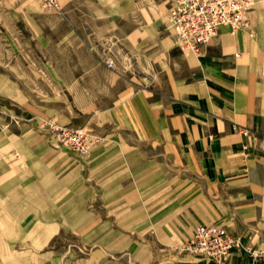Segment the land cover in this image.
<instances>
[{"label": "crops", "instance_id": "1", "mask_svg": "<svg viewBox=\"0 0 264 264\" xmlns=\"http://www.w3.org/2000/svg\"><path fill=\"white\" fill-rule=\"evenodd\" d=\"M253 1L249 31L223 28L195 57L168 29L175 0H59V14L33 0H0L13 54H32L34 39L43 44L49 19L63 34L55 66L9 69L68 72L54 76L67 88L56 108L32 106L20 83L0 74V97L22 110L9 116L87 126L100 139L83 159L32 125L0 134V246H44L60 230L82 229L88 212L105 216L104 246L121 248L122 263L136 255L138 264H214L171 251L199 226L264 246V0ZM109 57L113 70L102 61ZM130 246L137 254L125 253ZM221 264L264 258L233 249Z\"/></svg>", "mask_w": 264, "mask_h": 264}, {"label": "rangeland", "instance_id": "2", "mask_svg": "<svg viewBox=\"0 0 264 264\" xmlns=\"http://www.w3.org/2000/svg\"><path fill=\"white\" fill-rule=\"evenodd\" d=\"M33 1H35L40 7V9L46 13L59 14L61 11V6L58 12H53L44 9L37 0H33ZM49 20L51 23H50V30L47 34L48 39H46V41L43 42V44H41L39 40H35V39L32 40L30 46L33 48V52L32 54L28 52L26 55L25 54L17 55L12 53L13 48L15 49V45L17 46V44L13 39L10 40L9 31L3 27H0V74L7 76L11 74L13 77L12 78L13 81L20 83L18 88L22 91V93H26V94L28 93L33 97L32 106L41 107V108L42 107L56 108L57 100H58L56 96L58 94L62 95L63 93H67L66 92L67 88L59 87L56 84V80L54 76L58 73L67 74L68 72H62V71L58 72L56 70L52 71L51 69H49V71H45V70L14 71L9 69V66L10 65L13 67L15 65L21 66V64H26V63H33L34 65H37L42 62H48L50 65L55 66L54 64L58 61L59 58H61L60 60L64 58V56L62 55L59 56L57 54V40L59 38V35H63V34L58 33L56 22L52 21V19ZM41 46L45 48L46 50L44 51L45 53L44 52L41 53L40 51V49L42 48ZM180 51L186 54H190L182 51L181 49ZM70 57H72V55H70ZM102 61L108 69L113 70L116 68V62L112 58L110 57L102 58ZM65 105L68 108H70L72 104L68 103L65 100ZM36 109L39 110L38 108ZM11 111L13 112V114L20 116L22 110L19 106L10 104L7 100H3L2 97H0V134H7L8 127L10 124L14 126H19L21 124L32 125V127H34L35 132L39 136L43 137L47 143L55 145L60 151L64 152L69 156H73L76 158H83V159L90 158L91 146L100 141L99 137L95 134V132L87 126H84L82 128H74L71 126L64 125L61 122H57L50 117L36 118L33 123L29 124V121L26 118H22V116H21V120L17 119V117H14V115L9 116ZM51 124L66 126L72 129H84L89 136V140L91 141L89 153L85 155L84 154L81 155L77 152L70 150L63 143L56 141L51 136L50 133L49 126ZM0 142H2V140H0ZM14 157L16 159H19V154L16 153ZM80 218H81V222L79 224L82 227V229L60 230L56 232V235L52 236L48 241V244L44 246H40V245L37 246L16 245L11 247L0 246V264H138L137 261H133V259L137 260L138 257L134 255L137 254L138 251L136 246H130L128 248H124L125 253H128L131 256L134 255L133 256L134 258L132 259L130 258L128 262L124 261L123 263L120 262L121 248L109 247L108 249H106V247L104 246L105 236H106V232L104 230V226H105L104 215H99V214L95 215V214H90V212H88L86 214H83V216H80ZM71 225L74 226V224ZM77 226L78 224L76 223V227ZM35 239L36 238L34 236V241ZM238 241L240 242V240ZM129 242L135 243L136 240ZM181 244L172 247L171 251L178 256H192L185 253L177 252L176 248L179 247ZM246 248L251 249L250 251L254 250L250 247L243 246L241 242L239 247L234 249H240L242 250V252L249 254L253 258H264V257H255L251 255L250 252L246 251ZM211 262L214 264H218L213 261Z\"/></svg>", "mask_w": 264, "mask_h": 264}, {"label": "built area", "instance_id": "3", "mask_svg": "<svg viewBox=\"0 0 264 264\" xmlns=\"http://www.w3.org/2000/svg\"><path fill=\"white\" fill-rule=\"evenodd\" d=\"M44 9L58 12V0H37ZM254 5L252 0H175L174 7L167 14V26L175 34L179 48L195 57L204 49L221 29L230 34L249 31L247 15ZM51 136L70 150L81 155L89 153L91 141L84 129H72L51 124ZM236 134L249 137L250 131L234 127ZM264 147V137L261 139ZM246 148H244L245 150ZM240 242L213 226H199L193 236L176 248L178 253L207 258L221 263L229 252L239 247ZM255 257H264V246L250 251Z\"/></svg>", "mask_w": 264, "mask_h": 264}]
</instances>
